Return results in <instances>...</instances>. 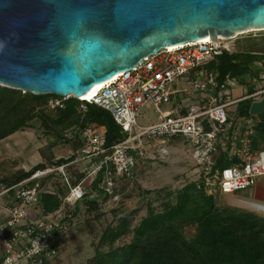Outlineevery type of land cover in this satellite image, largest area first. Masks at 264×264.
<instances>
[{
  "label": "built area",
  "instance_id": "obj_1",
  "mask_svg": "<svg viewBox=\"0 0 264 264\" xmlns=\"http://www.w3.org/2000/svg\"><path fill=\"white\" fill-rule=\"evenodd\" d=\"M222 51L233 52L226 40L187 43L175 49H165L140 63L132 71L117 75L103 83L88 99L81 98V109L94 104L111 113L114 121L127 135L126 139L106 148L105 129L97 125L87 127L80 136L85 147L69 158L66 165L38 170L29 179L11 188L0 185L3 199L0 216V264H53L63 242L57 246L58 235L64 236V208L44 215L39 210L42 192L55 194L40 180L54 173L62 174L68 189L66 204L74 205L87 194V183H93L104 172L101 189L114 198L120 180L133 181L140 159L148 148L157 144L161 155H168L170 142H181L195 162L198 179L212 191L233 194L251 188L255 180L264 177V151H254L252 140L254 123L239 117L237 106L252 100H264V74L254 80L255 91L228 76L219 83L213 74L202 69ZM242 88L236 96L234 90ZM72 95L50 101V108H63ZM146 105H152L160 115V122L143 128L137 116ZM167 109L163 110V107ZM69 134L64 136L68 137ZM155 144V145H154ZM227 154L235 161L232 167L216 169L217 160ZM64 157V156H62ZM61 158V157H57ZM96 160L91 167H83L85 177L73 186L67 173L70 166H80L85 160ZM197 179V180H198ZM32 184V185H31ZM64 238V237H63Z\"/></svg>",
  "mask_w": 264,
  "mask_h": 264
},
{
  "label": "trees",
  "instance_id": "obj_2",
  "mask_svg": "<svg viewBox=\"0 0 264 264\" xmlns=\"http://www.w3.org/2000/svg\"><path fill=\"white\" fill-rule=\"evenodd\" d=\"M262 51V52H261ZM264 47H249L247 51H222L202 69L213 74L217 82H223L228 76L240 81L241 86H248L249 92L255 91L254 80H260L264 74ZM261 64V67L258 66ZM62 99L54 94L36 96L23 93L21 90L0 85V142L5 141L17 132L24 131L37 121L48 131H52L55 141L48 143L50 155L45 162L38 163L28 171L2 177L0 185L11 188L29 179L38 170L47 167L66 165L76 158H57L54 149L59 145H70L79 153L85 143L80 139L81 133L91 125L105 129L104 146L111 148L126 139L127 135L116 124L110 112L94 105L87 104L82 110L83 101L70 98L64 102L63 108L52 109L54 115L46 111L51 100ZM252 100H245L237 106V115L254 123L252 149L264 151V112L257 118L252 115ZM69 134L68 137L64 136ZM60 135V136H59ZM227 154L217 160L216 169L223 170L232 167ZM72 174L71 184L80 183L85 174L79 173L73 166L67 168ZM62 174L53 175L40 180L41 186L48 187L55 194L42 192L39 210L48 215L64 208L63 225L70 224L71 217L79 214L78 204L84 203L89 211L98 210V205L105 196L100 187L104 172H101L87 191L84 199L74 205L66 204L67 187L60 181ZM55 178V179H56ZM32 185V184H31ZM165 191V195L161 193ZM204 184L202 179L187 181L178 190H161L162 196L159 209L149 207L148 214L132 231L128 244L115 246L116 242L129 232L126 224L121 223L116 228H109L100 240V245H109L110 251L97 252L92 259L95 264H264V217L255 213L245 212L239 208L221 206L216 194ZM94 192L101 194L93 197ZM148 193H152L148 191ZM71 206L75 210L67 215ZM99 215V214H98ZM195 227L192 237L186 235V230ZM64 237V236H63ZM57 238V246L64 238ZM91 260V261H92Z\"/></svg>",
  "mask_w": 264,
  "mask_h": 264
},
{
  "label": "water",
  "instance_id": "obj_3",
  "mask_svg": "<svg viewBox=\"0 0 264 264\" xmlns=\"http://www.w3.org/2000/svg\"><path fill=\"white\" fill-rule=\"evenodd\" d=\"M254 31L264 0H0V85L81 101L169 47Z\"/></svg>",
  "mask_w": 264,
  "mask_h": 264
},
{
  "label": "rangeland",
  "instance_id": "obj_4",
  "mask_svg": "<svg viewBox=\"0 0 264 264\" xmlns=\"http://www.w3.org/2000/svg\"><path fill=\"white\" fill-rule=\"evenodd\" d=\"M226 43L230 44L233 51H247L249 47L254 46L262 48L264 47V31L241 34L226 40ZM258 66L261 67V64ZM262 85L264 83H259V86ZM234 93L236 96L242 95V88L238 87ZM165 109L167 106L163 107V110ZM46 111L49 115H54L50 106ZM137 120L140 126L146 128L160 122L161 118L152 105H146L139 111ZM53 136L52 131L46 130L37 121L31 128L17 132L0 142V179L20 171H28L38 163L45 162L51 153L48 143L55 141L56 136ZM165 147L169 152L168 155H163L165 157L161 155V145L159 147L157 144L155 147L148 148L146 156L139 160L136 179L133 181L120 180L116 196L101 201L95 212L88 211L82 202L77 205L79 214L75 217L72 216L70 224L66 225L62 252L59 254L65 263L95 264L92 259L96 258L98 251L101 253L110 251L109 245H105L107 243L100 245L101 238L110 227L116 228L121 223L126 224V230L129 233L122 236L115 246L128 244L132 237V231L147 216L149 207L160 208L165 191L161 193V197L158 196V192L166 189L175 191L183 187L187 181L198 179L194 159L181 142L172 141ZM72 151L74 150L70 145L63 144L54 149L56 157L69 156ZM94 164H96L95 159L85 160L80 166H73V168L81 173L83 167H91ZM67 173L72 176L69 171ZM55 178L52 180L53 182L60 183L63 180L60 177L58 180ZM148 191L152 193H148ZM214 194L221 206L239 208L264 217V211L251 206V203L264 206V177L257 178L254 185L247 190L233 194L214 191ZM2 206L3 199L0 198V216L2 215ZM75 208V206H71L67 215H71ZM194 234L195 227L186 230V235L189 238Z\"/></svg>",
  "mask_w": 264,
  "mask_h": 264
},
{
  "label": "bare ground",
  "instance_id": "obj_5",
  "mask_svg": "<svg viewBox=\"0 0 264 264\" xmlns=\"http://www.w3.org/2000/svg\"><path fill=\"white\" fill-rule=\"evenodd\" d=\"M201 41H212L210 36L202 39ZM180 46H175V47H169V49H175V48H178ZM168 49V48H167ZM102 84L101 85H98L96 86L95 88H93L87 95H85L84 99H88V98H91L100 88H101ZM251 206L256 208L257 210H261V211H264V206L263 205H260V204H255V203H251Z\"/></svg>",
  "mask_w": 264,
  "mask_h": 264
},
{
  "label": "crops",
  "instance_id": "obj_6",
  "mask_svg": "<svg viewBox=\"0 0 264 264\" xmlns=\"http://www.w3.org/2000/svg\"><path fill=\"white\" fill-rule=\"evenodd\" d=\"M264 112V111H263ZM260 113H262V112H260ZM260 113H257V114H253L252 113V115L254 116V118H257V116L260 114ZM252 122V121H251ZM253 123V122H252ZM90 187L92 188L93 186H92V183L90 184V183H87V191L89 192V193H91V191L92 190H90ZM91 196H93V197H98L99 198V200H100V197H101V194H99L98 192H94L93 193V195H91ZM259 197H260V195H258ZM61 252H62V250H61ZM53 264H69V263H65V261H64V259H61V257L59 256V257H57L55 260H54V263Z\"/></svg>",
  "mask_w": 264,
  "mask_h": 264
}]
</instances>
